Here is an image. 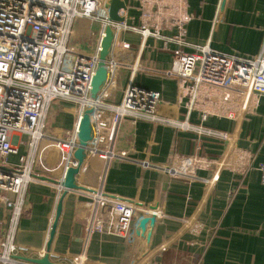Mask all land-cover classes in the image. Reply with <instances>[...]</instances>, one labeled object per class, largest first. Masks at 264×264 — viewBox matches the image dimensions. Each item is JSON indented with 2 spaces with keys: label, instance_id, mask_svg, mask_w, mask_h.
<instances>
[{
  "label": "built area",
  "instance_id": "built-area-1",
  "mask_svg": "<svg viewBox=\"0 0 264 264\" xmlns=\"http://www.w3.org/2000/svg\"><path fill=\"white\" fill-rule=\"evenodd\" d=\"M136 2L138 25L133 27L125 21H110L106 0H0V205L8 212L7 228L0 240V264H29L16 257L42 258L45 254L51 262L83 264L79 255L67 263L63 256L45 248L30 257L28 248L14 242L17 224L25 214L28 186L48 185L57 203L65 192L63 183L69 169H78L74 175L77 188L72 191L86 198V238L95 232L126 240L136 235L139 221L147 217L141 202L103 189L109 164L125 159L123 153L114 150L125 117L223 140L227 142V154L234 146L231 134L194 126L187 118L179 121L160 116V93L133 85V66L121 99L108 101L116 90L119 68L127 67L111 56L117 33L130 30L144 41L154 38L162 39L164 45H187L185 25L191 16L186 0ZM118 14L125 17L126 10ZM107 27L113 32L106 58L107 77L92 98L91 82ZM92 28L96 30L93 52L76 49L75 43L94 33ZM163 32L173 34L164 36ZM136 69L151 71L135 65ZM160 73L176 81L178 101L186 98V117L196 110L202 121L214 114L239 122L264 96V40L251 59L221 54L207 44L195 46L192 53L177 49L172 52L169 68ZM88 110L90 140L78 165L74 153L79 147L80 122ZM186 162L188 167L176 170L171 166L168 174L189 176L195 167L214 163L200 157L181 160L182 164ZM217 164L221 168L237 167L228 165L226 157ZM143 166L148 165L144 162ZM258 171L264 186V158ZM89 172L92 180L87 178ZM53 220L54 213L49 218V229Z\"/></svg>",
  "mask_w": 264,
  "mask_h": 264
},
{
  "label": "crops",
  "instance_id": "crops-1",
  "mask_svg": "<svg viewBox=\"0 0 264 264\" xmlns=\"http://www.w3.org/2000/svg\"><path fill=\"white\" fill-rule=\"evenodd\" d=\"M186 2L191 17L185 25V46L164 45L162 39L154 38L144 41L130 30L116 34L111 56L127 60V67L119 68L116 90L108 101L121 99L133 66L132 84L160 93V116L179 121L187 118L194 126L231 134L235 138L231 151L227 154V142L214 137L125 117L114 144V150L125 159L109 164L103 189L141 202L147 216L150 206L157 205L153 226H146L149 239L134 235L126 240L97 232L86 238V198L68 191L61 195L60 214L47 247L49 218L54 213V223L58 202L51 187L37 183L26 189L25 214L14 236L16 245L31 251L28 256L45 248L67 263L79 255L83 264H264V186L258 171L264 158V96L239 122L214 114L202 121L196 110L186 117V98L178 101L176 81L160 73L169 68L173 51L192 53L195 46L205 44L228 56L255 57L264 40V0ZM136 5V0H129L122 17L128 26L138 25ZM172 34L163 32L164 36ZM135 65L151 71L135 70ZM172 146L176 170L189 166L181 163L185 158L214 163L195 167L189 176L165 177ZM225 157L236 169L217 164ZM87 178L92 180L93 174L87 173ZM7 224L8 212L0 205V240Z\"/></svg>",
  "mask_w": 264,
  "mask_h": 264
},
{
  "label": "water",
  "instance_id": "water-1",
  "mask_svg": "<svg viewBox=\"0 0 264 264\" xmlns=\"http://www.w3.org/2000/svg\"><path fill=\"white\" fill-rule=\"evenodd\" d=\"M106 10L107 15L110 21L112 22H120L122 21V18L119 16L118 12L119 10H126L129 0H106ZM113 41V32L110 27H107L104 32V37L102 38L101 45H100V51L98 54V64L95 71V74L92 78L91 82V90H90V96L92 98H95L97 93L99 92L100 88L103 86V84L106 81L107 77V70H106V58L109 54L111 45ZM89 110L85 111L82 117V120L80 122L79 126V133H78V142L79 147L74 153V158L77 160L78 165L81 164L84 154V148L86 147L88 141L90 140V124H89ZM174 147L172 146L169 154V158L167 163L164 166V176L167 177L168 170L172 166V161L174 159ZM78 169H69L66 175V178L64 180L63 186L65 188V192L63 195L68 192L72 191L77 188V186L74 183V175L77 173ZM45 179V178H41ZM61 203H62V197L59 199L56 212H55V221L51 225V229L49 232V238L47 242V247L50 246V243L52 241L55 227H56V221L59 217L60 210H61ZM145 207V206H144ZM150 215L147 217L142 218L138 223V228L136 231V235L145 236L146 239H149V232H146V226L152 227L155 220V213L157 211V205L150 206ZM17 259L27 262L29 264H60L56 262H51L48 259V255L45 254L42 258H28L23 256H17Z\"/></svg>",
  "mask_w": 264,
  "mask_h": 264
},
{
  "label": "rangeland",
  "instance_id": "rangeland-1",
  "mask_svg": "<svg viewBox=\"0 0 264 264\" xmlns=\"http://www.w3.org/2000/svg\"><path fill=\"white\" fill-rule=\"evenodd\" d=\"M92 30H94V33H92L89 38H86L84 40H82L80 43H75L74 46L76 49L84 52V53H91L93 52L94 48H95V40H96V30L94 28H92ZM125 59H118L117 63L119 64H126ZM123 75V72L119 73V77H121Z\"/></svg>",
  "mask_w": 264,
  "mask_h": 264
},
{
  "label": "bare ground",
  "instance_id": "bare-ground-1",
  "mask_svg": "<svg viewBox=\"0 0 264 264\" xmlns=\"http://www.w3.org/2000/svg\"><path fill=\"white\" fill-rule=\"evenodd\" d=\"M182 165V164H181ZM173 168V167H172Z\"/></svg>",
  "mask_w": 264,
  "mask_h": 264
}]
</instances>
